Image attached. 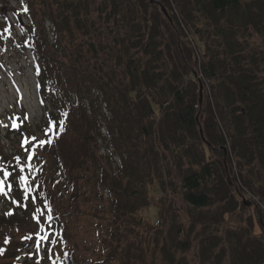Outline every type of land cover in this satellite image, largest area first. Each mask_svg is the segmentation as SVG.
I'll list each match as a JSON object with an SVG mask.
<instances>
[{
	"label": "trees",
	"instance_id": "trees-1",
	"mask_svg": "<svg viewBox=\"0 0 264 264\" xmlns=\"http://www.w3.org/2000/svg\"><path fill=\"white\" fill-rule=\"evenodd\" d=\"M17 8L26 22L0 15V42L30 49L46 108L32 126L21 112L0 116V261L264 264V242L233 215L224 221L246 192L228 178L231 156L264 203V0ZM201 78L220 123L200 104ZM154 206L152 220L142 211ZM90 218L93 235H80Z\"/></svg>",
	"mask_w": 264,
	"mask_h": 264
},
{
	"label": "rangeland",
	"instance_id": "rangeland-1",
	"mask_svg": "<svg viewBox=\"0 0 264 264\" xmlns=\"http://www.w3.org/2000/svg\"><path fill=\"white\" fill-rule=\"evenodd\" d=\"M20 5V0H0V15L5 17L8 15L13 20L18 19L17 15H15L16 11L19 10L17 6ZM25 17L23 16V19ZM1 21V19H0ZM26 21V18H25ZM5 36V35H4ZM7 39V37H6ZM2 44L0 42V116L10 112V110H22L28 115V121L30 125H36L38 121H40L45 114L46 106L41 103L38 97V89L36 87V79L33 68V57L30 56V51H24L21 47L14 44L11 40H7ZM1 41V39H0ZM252 41H256L261 43V37L258 35L254 36ZM202 76V75H201ZM202 82V93L203 99L200 103L201 105L205 104L206 107L209 105L214 111V114L217 116V120L219 123L221 122L218 112V108L215 103V93L214 86L208 79H200ZM221 126H223L221 124ZM202 126H200L201 131ZM203 129V128H202ZM6 130L2 131L4 138V145L7 149H11L13 145H15V135L11 133V136L8 137L5 133ZM226 134V132L224 133ZM228 144V141H227ZM226 144V145H227ZM104 146V144H102ZM225 145V146H226ZM228 146V145H227ZM230 147V146H229ZM227 148L229 152L230 148ZM227 151L224 152L225 160L227 159ZM231 151V150H230ZM222 154V153H221ZM223 155V154H222ZM232 167L233 170L231 173L229 172L228 178L231 180V185H235L234 178H236V185L239 187H243L245 189V195L242 197L241 195L235 198L237 200V206L235 208L236 212H228L230 214H226L224 217V221L227 223L234 222L233 218L237 221L244 222L245 225L249 226L251 231L250 239L256 238L259 243L264 242V203L263 199L260 198L258 194H255L253 189L248 188L244 184L243 178L240 175V169L237 167V162L235 164L234 156H231ZM227 161V160H226ZM246 171L244 175H246ZM243 195V194H242ZM243 199L246 200L247 203L243 202ZM248 200L250 202H248ZM178 206L181 207L182 202L177 200ZM2 203L0 199V204ZM244 203L245 205H243ZM151 208V209H150ZM144 209L142 211L148 217L156 218V207H150ZM233 218L231 220V216ZM253 220L252 223L246 220ZM83 226L87 229L82 230V236L91 237L93 235V227L95 229V221L92 224V220L85 219L83 221ZM226 223H221V227ZM24 228L29 227L23 223ZM92 231V232H91ZM0 264H3L0 261ZM194 264H197V260H194ZM256 264H261L259 260Z\"/></svg>",
	"mask_w": 264,
	"mask_h": 264
},
{
	"label": "snow or ice",
	"instance_id": "snow-or-ice-1",
	"mask_svg": "<svg viewBox=\"0 0 264 264\" xmlns=\"http://www.w3.org/2000/svg\"><path fill=\"white\" fill-rule=\"evenodd\" d=\"M26 10L27 9L25 8V11ZM13 127H18V125L13 124ZM52 127L53 128L56 127V123L55 122H52ZM62 128H63V122L61 121L60 122V129L62 130ZM48 131H51V129H49ZM32 139L34 140L36 138L35 137H32ZM50 142H51V140L49 139L47 141L46 140H40L38 143H39V146L42 147L45 143H50ZM25 143H29V141L26 139L25 140ZM17 159H19V158H17ZM0 167H2V166H0ZM27 167L31 168L32 165H27ZM8 175H10V173H8L7 171H4V176L7 177ZM21 179L25 181V188H26V190L31 191V188L29 187V185L27 183V178L26 177H21ZM8 187L10 188L11 185L9 184ZM0 192H4V189H3V181L2 180H0ZM4 194H6V193H4Z\"/></svg>",
	"mask_w": 264,
	"mask_h": 264
},
{
	"label": "water",
	"instance_id": "water-1",
	"mask_svg": "<svg viewBox=\"0 0 264 264\" xmlns=\"http://www.w3.org/2000/svg\"><path fill=\"white\" fill-rule=\"evenodd\" d=\"M153 2L154 1H156V0H152ZM162 9L164 10V12L166 13V14H168L169 15V17H170V14H169V12H168V10L164 7V6H162ZM201 82V81H200ZM200 93H201V95H200V103L202 102V99H203V93H202V82H201V86H200ZM201 135L203 136V129L201 128ZM203 138H205V136H203ZM225 149V151H226V148H224Z\"/></svg>",
	"mask_w": 264,
	"mask_h": 264
}]
</instances>
